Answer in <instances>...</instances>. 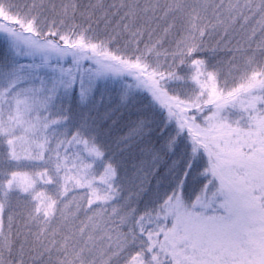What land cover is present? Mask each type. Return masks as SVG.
Here are the masks:
<instances>
[{"label":"snow or ice","instance_id":"1","mask_svg":"<svg viewBox=\"0 0 264 264\" xmlns=\"http://www.w3.org/2000/svg\"><path fill=\"white\" fill-rule=\"evenodd\" d=\"M0 264H264V0H0Z\"/></svg>","mask_w":264,"mask_h":264},{"label":"trees","instance_id":"2","mask_svg":"<svg viewBox=\"0 0 264 264\" xmlns=\"http://www.w3.org/2000/svg\"><path fill=\"white\" fill-rule=\"evenodd\" d=\"M219 58H226V53L224 51H221L218 53Z\"/></svg>","mask_w":264,"mask_h":264}]
</instances>
